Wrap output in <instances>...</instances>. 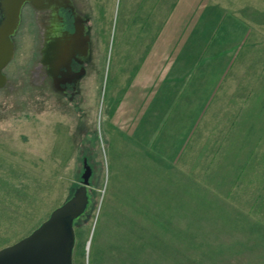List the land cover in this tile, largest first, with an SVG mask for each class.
Returning a JSON list of instances; mask_svg holds the SVG:
<instances>
[{
    "label": "rangeland",
    "instance_id": "rangeland-1",
    "mask_svg": "<svg viewBox=\"0 0 264 264\" xmlns=\"http://www.w3.org/2000/svg\"><path fill=\"white\" fill-rule=\"evenodd\" d=\"M72 1L90 17L83 102L38 88L26 9L4 70L0 249L72 195L86 162L73 264H264V205H250L264 186V0Z\"/></svg>",
    "mask_w": 264,
    "mask_h": 264
},
{
    "label": "water",
    "instance_id": "water-1",
    "mask_svg": "<svg viewBox=\"0 0 264 264\" xmlns=\"http://www.w3.org/2000/svg\"><path fill=\"white\" fill-rule=\"evenodd\" d=\"M53 8L70 0H0V89L8 83L4 70L15 55L13 37L21 23L23 7ZM71 6V5H70ZM81 184L72 195L28 236L0 249V264H73L75 224L88 212L91 168L85 162Z\"/></svg>",
    "mask_w": 264,
    "mask_h": 264
},
{
    "label": "flooded vegetation",
    "instance_id": "flooded-vegetation-1",
    "mask_svg": "<svg viewBox=\"0 0 264 264\" xmlns=\"http://www.w3.org/2000/svg\"><path fill=\"white\" fill-rule=\"evenodd\" d=\"M70 1L71 6L58 4L53 8L42 9H35L26 4L22 13L25 9L28 10L39 23V58L34 67L38 88L51 89L69 102L77 99L83 102V91H92V84L87 82L93 73L90 17ZM22 13L19 28L22 25Z\"/></svg>",
    "mask_w": 264,
    "mask_h": 264
},
{
    "label": "trees",
    "instance_id": "trees-1",
    "mask_svg": "<svg viewBox=\"0 0 264 264\" xmlns=\"http://www.w3.org/2000/svg\"><path fill=\"white\" fill-rule=\"evenodd\" d=\"M191 191L189 190V189H186V190H184L183 191V196L185 197L184 198V200H185V202H186V204H188V207H190L192 204L194 205V209L193 210H191V211H189L187 214H188V217H189V219L191 218V220L192 221H194V218L196 217V220H199L200 219V215L199 216H195V211L197 210V212L199 211V210H201V208H203V207H205V206H201L200 204L201 203H199V202H196V201H191V199L189 198L190 197V195H191ZM198 203V204H197ZM250 205H251V211H252V214L253 213H260L261 211H262V208H263V205H264V186L263 187H260V189H258V196L252 201V202H250ZM198 207H200V209H198ZM262 207V208H261ZM196 209V210H195ZM225 210V209H224ZM199 218V219H198ZM212 218V217H211ZM223 219H225V218H223ZM250 220H252L251 218H250ZM215 220H214V218H212V220H211V222H214ZM223 221H225V220H223ZM222 221V222H223ZM224 223V222H223ZM197 227L196 226H193V228L191 229V236H190V239H191V241H190V243L191 244H193V243H195V244H198L197 242H196V238L199 236V235H197L196 233H194V230L196 229ZM245 229V228H244ZM251 230H257V229H252V228H250ZM246 230V229H245ZM261 231H264V229L263 228H261L260 229ZM213 232H215V230H213ZM207 234V241H208V243H207V245L210 247V248H213V239H212V235L211 234H208V233H206ZM197 235V236H196ZM259 235H261V234H259ZM254 245L255 246H258L259 247V245L260 244H258L257 242L256 243H254ZM253 249H255V250H259L260 249V247H259V249L258 248H253ZM253 249H251V252L253 251ZM253 252H255V251H253ZM256 253H258V252H256Z\"/></svg>",
    "mask_w": 264,
    "mask_h": 264
},
{
    "label": "crops",
    "instance_id": "crops-1",
    "mask_svg": "<svg viewBox=\"0 0 264 264\" xmlns=\"http://www.w3.org/2000/svg\"><path fill=\"white\" fill-rule=\"evenodd\" d=\"M163 81H165V79H163L162 81H161V84H164V82ZM171 87V86H170Z\"/></svg>",
    "mask_w": 264,
    "mask_h": 264
}]
</instances>
